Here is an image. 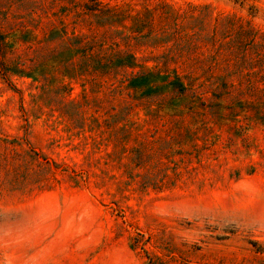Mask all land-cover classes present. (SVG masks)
<instances>
[{
    "label": "rangeland",
    "instance_id": "rangeland-1",
    "mask_svg": "<svg viewBox=\"0 0 264 264\" xmlns=\"http://www.w3.org/2000/svg\"><path fill=\"white\" fill-rule=\"evenodd\" d=\"M0 33V264H264V0H0Z\"/></svg>",
    "mask_w": 264,
    "mask_h": 264
},
{
    "label": "trees",
    "instance_id": "trees-1",
    "mask_svg": "<svg viewBox=\"0 0 264 264\" xmlns=\"http://www.w3.org/2000/svg\"><path fill=\"white\" fill-rule=\"evenodd\" d=\"M0 38H3V35L0 33ZM151 78L149 76H141L140 78H133L130 80V85L133 88L144 87L143 93L144 95H151L154 93V88H150L148 86ZM174 87L182 91L184 87L182 86L181 82L177 79L172 80Z\"/></svg>",
    "mask_w": 264,
    "mask_h": 264
}]
</instances>
